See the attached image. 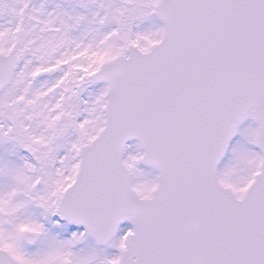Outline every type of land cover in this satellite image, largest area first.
Returning a JSON list of instances; mask_svg holds the SVG:
<instances>
[{"label":"water","instance_id":"water-1","mask_svg":"<svg viewBox=\"0 0 264 264\" xmlns=\"http://www.w3.org/2000/svg\"><path fill=\"white\" fill-rule=\"evenodd\" d=\"M154 13L165 26L161 41L147 53L130 45L128 57L91 76L108 84L106 126L82 147L79 173L57 212L100 245L113 239L120 222L131 221L135 234L121 264H176L178 254V264H264V172L242 200L218 186L215 173L236 126L250 116L259 122L251 104L264 101V0H161ZM26 56L27 49L0 54V90ZM131 139L142 144V162L160 173L155 197L163 183L159 162L168 153L182 173L184 156L191 155L196 192L178 193L174 205L212 209L217 221L194 232L161 229L163 243L157 242L149 225L152 201L131 188L122 162ZM177 234L186 241L180 246H174ZM35 238L25 235L28 242ZM3 253L0 264H13Z\"/></svg>","mask_w":264,"mask_h":264},{"label":"rangeland","instance_id":"rangeland-1","mask_svg":"<svg viewBox=\"0 0 264 264\" xmlns=\"http://www.w3.org/2000/svg\"><path fill=\"white\" fill-rule=\"evenodd\" d=\"M66 1L0 0V53L29 49L10 85L0 91V239L27 256L21 236L38 233L36 248L45 264L63 260L68 242L70 264L88 263L99 252L81 228L59 222L54 214L75 179L81 145L95 137L105 119L106 85L91 81L84 52L96 39L94 63L104 62L124 54L129 43L148 50L163 34L152 13L159 0ZM141 153L139 144L130 142L124 160L134 188L147 196L156 179L141 164ZM260 163L257 127L248 121L230 143L219 180L240 195ZM129 229L119 228V238ZM120 248L124 244L118 240L104 249L108 263Z\"/></svg>","mask_w":264,"mask_h":264},{"label":"flooded vegetation","instance_id":"flooded-vegetation-1","mask_svg":"<svg viewBox=\"0 0 264 264\" xmlns=\"http://www.w3.org/2000/svg\"><path fill=\"white\" fill-rule=\"evenodd\" d=\"M72 247H69V242L68 245L64 250H62V253L65 254V258L61 260L58 264H69V251L71 250ZM29 252H27V256H25L24 252H18V261L22 262V264H45L42 262L39 258V253H38V248L35 249H28Z\"/></svg>","mask_w":264,"mask_h":264},{"label":"trees","instance_id":"trees-1","mask_svg":"<svg viewBox=\"0 0 264 264\" xmlns=\"http://www.w3.org/2000/svg\"><path fill=\"white\" fill-rule=\"evenodd\" d=\"M3 111H4V110H2V109H1V110H0V114H2V113H3Z\"/></svg>","mask_w":264,"mask_h":264}]
</instances>
